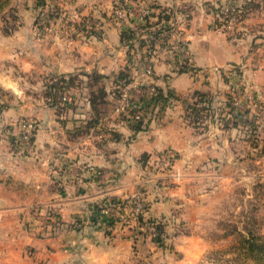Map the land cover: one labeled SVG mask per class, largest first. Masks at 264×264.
<instances>
[{"label": "crops", "instance_id": "obj_1", "mask_svg": "<svg viewBox=\"0 0 264 264\" xmlns=\"http://www.w3.org/2000/svg\"><path fill=\"white\" fill-rule=\"evenodd\" d=\"M32 2L0 11V264H157L159 248L112 208L136 189L146 199L140 221L169 220L159 264H193L202 195L231 164L221 156L232 140L247 142L240 129L252 107L264 106L247 99L264 102V0H253L236 33L210 27L213 9L247 0ZM120 8L128 11L114 17ZM159 26V49L146 56L154 72L144 78L161 93L158 116L134 131L113 111L114 82L131 55L121 35L148 37ZM94 75L107 93L99 112ZM198 94L209 103L194 118ZM26 120L36 124L27 141ZM169 149L175 178L151 165Z\"/></svg>", "mask_w": 264, "mask_h": 264}, {"label": "rangeland", "instance_id": "obj_2", "mask_svg": "<svg viewBox=\"0 0 264 264\" xmlns=\"http://www.w3.org/2000/svg\"><path fill=\"white\" fill-rule=\"evenodd\" d=\"M15 2L27 3L32 2V0H8L5 7H10ZM32 3L47 4L49 2L48 0H33ZM227 5V3L219 4L218 7L215 5L212 13L213 19L210 22L211 28L223 29L227 18L222 9ZM113 16L115 17V13H113ZM240 23V21L237 24L234 23L228 33H236V28L241 30ZM180 42L178 41V43ZM153 46L144 49L147 56H151L155 48L159 49L158 46ZM186 47L188 46L186 45ZM127 50L131 54L128 55V65L131 63V56L137 57L142 54L141 50H135L134 47L133 50L129 48ZM182 52L184 51L182 50ZM183 59L179 58V61H182L180 65L186 66L187 63L184 64ZM97 86L99 87L98 84ZM247 99L253 100L257 107L264 104L263 101L260 102L252 97H247ZM252 108V117L240 129L242 130L240 132L241 138L246 137L247 142H242L240 139L232 140L233 145L230 146V153L221 156L225 161H230L231 164H225L223 170L219 167V171H215L218 175H223L222 180L219 178L218 183L214 184L215 186L211 185L212 190L210 189V192L202 195L205 204L197 209V214L193 213L196 214L194 216L193 231L197 237L195 240L199 242L193 241V244L200 250L199 254L193 257V264H242L243 260L238 249L240 235L246 236L249 233L254 236L264 235V106L262 108H256L255 106ZM255 121H258V123H255ZM255 145L256 150L254 149ZM242 160L244 162L241 167H238L237 161ZM233 162L236 163V166L235 163L232 164ZM215 168L218 170L217 166ZM166 222L169 223V220L166 219ZM153 244L159 248V255L154 258L159 264L161 259L166 258L164 255L167 253L168 244L163 246ZM219 251L225 253L219 255L217 253ZM172 255L176 257L175 254ZM253 263L254 261L251 259L246 261V264Z\"/></svg>", "mask_w": 264, "mask_h": 264}, {"label": "built area", "instance_id": "obj_3", "mask_svg": "<svg viewBox=\"0 0 264 264\" xmlns=\"http://www.w3.org/2000/svg\"><path fill=\"white\" fill-rule=\"evenodd\" d=\"M236 7V5L228 3V5L222 9V12L227 18L226 24L223 25L222 29L225 32H230L234 23L237 24L239 21L241 22V18L237 17L235 14ZM127 11V9L120 8L115 11V15L117 17H122ZM43 17L44 12L40 14V22H42ZM156 46H158V44ZM157 50L158 49L155 48L153 53ZM182 50L184 51L182 55L184 57L183 63L185 64L189 61L188 50L184 47ZM152 58L146 56L135 57L132 64H129L133 69V79L130 82H121V89L116 98L113 111L117 116L125 115L128 117V122L130 123L141 121L145 123L148 120H155L158 116V109L154 105V98L157 96L158 91L153 83H145L144 81L146 76L154 72ZM68 99L66 94H62L61 103L64 104ZM21 127L23 130V139H25V141L30 140L36 129L35 122L32 120L23 121ZM174 163L175 154L171 149L165 150V152H161L151 159L153 168L167 172L172 177L177 175L173 167ZM144 194L142 189H136L120 206L116 204V206H112V208L119 211L118 216L125 226L132 229L138 228L140 231L139 234L143 239H147L149 242L154 243V239L158 234L156 222L147 220L143 222L140 221V217L146 210V199Z\"/></svg>", "mask_w": 264, "mask_h": 264}, {"label": "trees", "instance_id": "obj_4", "mask_svg": "<svg viewBox=\"0 0 264 264\" xmlns=\"http://www.w3.org/2000/svg\"><path fill=\"white\" fill-rule=\"evenodd\" d=\"M248 3L246 2V5L244 6H237L236 7V16L239 18H242L245 13L247 12L248 9L252 8L253 0H247ZM8 3V0H0V11L3 9L4 6ZM46 4V3H45ZM39 6L44 5V3L38 4ZM251 5V6H250ZM163 28L156 27L151 30H146L145 33L149 34L147 37L140 38L139 36L135 37V34L132 31L129 32H123L121 35L122 42L127 45L129 49L133 50V47L135 50L140 51L142 48L146 47H152L154 45V42L158 39L160 33L163 32ZM134 41V42H133ZM129 53V52H128ZM142 54L147 56L145 52L142 50ZM142 55V57H145ZM133 79V71L131 66H126V69H123L122 72L119 73V75L116 77L114 86H113V95L115 98H117L119 92H120V87H121V82H130ZM92 81L94 82L92 85V90L90 92V101L91 104H94L97 106V112H99V105L103 106L106 101L105 97L107 95L105 86L103 84V78L100 75H94L92 78ZM99 85V87L97 86ZM156 86V85H155ZM64 85H58V88H54L53 93L58 94L61 90H63ZM156 89L158 91L157 96L154 98V105L156 107V102L159 101L161 93L159 92L158 87L156 86ZM59 95V94H58ZM197 105L192 106V113L194 118H197L202 111L207 109L208 107L205 104L209 103V100L206 99V95L204 94H198L197 97ZM232 109V107H231ZM230 109V110H231ZM206 113V111L204 112ZM118 118L122 119L123 121L127 122L128 125H130L132 130L137 131L144 129L148 121L145 123L137 122V123H130L128 122L129 119L125 115H118ZM156 227L158 234L156 238L154 239V243L158 246H163L166 243V228L165 226L168 224L165 219H156ZM250 234V233H249ZM240 235V246L238 249L240 250L239 255L242 258V264H246V261L251 259L254 261L253 264H264V235L262 236H254V235ZM219 255H223L225 252H217Z\"/></svg>", "mask_w": 264, "mask_h": 264}]
</instances>
